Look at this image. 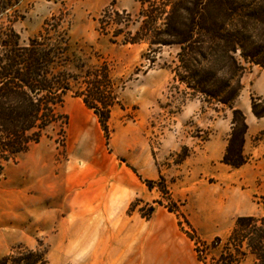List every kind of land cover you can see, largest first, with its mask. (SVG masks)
<instances>
[{"label": "rangeland", "instance_id": "374dc122", "mask_svg": "<svg viewBox=\"0 0 264 264\" xmlns=\"http://www.w3.org/2000/svg\"><path fill=\"white\" fill-rule=\"evenodd\" d=\"M110 5L136 18L141 0H21L0 8V28L13 22L23 44L46 19L70 13L73 48L93 66L108 65L119 101L108 137L97 114L69 94L60 108L67 118L6 164L0 255L42 242L51 264H219L236 219L264 215V116L252 108L257 98L264 109V68L247 66L235 101L257 129L244 149L250 163L194 159L215 121L228 119L231 134V110L186 92L175 73L179 46L115 44L101 34L97 19Z\"/></svg>", "mask_w": 264, "mask_h": 264}, {"label": "trees", "instance_id": "16d2710c", "mask_svg": "<svg viewBox=\"0 0 264 264\" xmlns=\"http://www.w3.org/2000/svg\"><path fill=\"white\" fill-rule=\"evenodd\" d=\"M21 0H0L3 11ZM98 31L115 44L146 43L149 47L179 46L176 77L186 92L232 112V130L223 162L246 164L244 111L235 106L248 65L264 68V0H141L137 17L110 5ZM137 24L135 31L132 24ZM70 13L46 19L42 29L23 44L13 22L0 28V178L7 163L41 141L48 129L67 116L60 113L66 97L83 99L97 116L106 136L113 108L119 104L108 65L93 66L70 36ZM253 98V112L264 116ZM152 186L153 181L146 180ZM154 210V207H151ZM252 256L264 264V215L236 219L219 264H241ZM0 264H51L42 242L14 246L0 255Z\"/></svg>", "mask_w": 264, "mask_h": 264}, {"label": "crops", "instance_id": "0c3cea01", "mask_svg": "<svg viewBox=\"0 0 264 264\" xmlns=\"http://www.w3.org/2000/svg\"><path fill=\"white\" fill-rule=\"evenodd\" d=\"M248 119H250V117H248ZM252 121H253V119H252ZM248 122H249V129H248V132L246 134L245 150H246V146L248 144V140H249L250 136H252L257 131L256 127L252 123H250V121H248ZM230 124L231 123L228 122V119H225V120L219 119V120L215 121V127L217 129L215 131V134H213L212 138L210 140H208L206 143L199 145V147L195 148L196 151L193 153L194 159H200L201 158L202 160L206 161L207 163H210V161L213 159L222 158L225 151H226L227 145H228V137L230 135V134H228V131L230 129ZM256 148H258V147H256ZM256 152L257 151H255V153ZM249 163L250 162H248L247 164H249ZM247 164H245L244 166H246ZM214 203L218 204V201H216V199H215ZM234 206H235V203H234Z\"/></svg>", "mask_w": 264, "mask_h": 264}, {"label": "bare ground", "instance_id": "6f19581e", "mask_svg": "<svg viewBox=\"0 0 264 264\" xmlns=\"http://www.w3.org/2000/svg\"><path fill=\"white\" fill-rule=\"evenodd\" d=\"M91 130V129H90Z\"/></svg>", "mask_w": 264, "mask_h": 264}]
</instances>
